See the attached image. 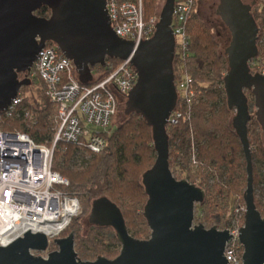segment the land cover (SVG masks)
I'll list each match as a JSON object with an SVG mask.
<instances>
[{
	"label": "water",
	"instance_id": "1",
	"mask_svg": "<svg viewBox=\"0 0 264 264\" xmlns=\"http://www.w3.org/2000/svg\"><path fill=\"white\" fill-rule=\"evenodd\" d=\"M196 1L195 9L207 24L231 39L223 49L228 62L224 89L229 109L236 112L232 124L247 163L245 222L239 228L238 241L243 248L242 264H264V217L255 203L248 132L251 112L246 95V91L253 95L254 116L264 134V75L252 74L249 68V62L259 55V27L252 12L255 2ZM106 5V0H0V114L24 87L32 84L28 76L48 42L74 63L82 85L95 81L98 75H94L93 68L106 67L108 59L130 60L138 78L128 96L111 82L108 88L118 101L117 111L126 101L114 115L113 123L135 113L152 128L156 160L142 179L148 196L143 215L150 237L134 238L121 208L101 197L93 201L82 224L84 230L89 224L115 230L121 243L115 259L80 260L75 232L56 239L57 249L47 258L35 256L31 251H46L49 239L43 233L28 231L9 245L0 246V264H229L225 251L234 235L228 229L194 224L195 207L205 201L206 193L186 179H176L170 168L167 125L178 103L174 72L176 39L171 27L175 0H160L156 32L151 39H140L137 46L132 40L118 37ZM43 7L50 10L48 17L36 14Z\"/></svg>",
	"mask_w": 264,
	"mask_h": 264
},
{
	"label": "trees",
	"instance_id": "2",
	"mask_svg": "<svg viewBox=\"0 0 264 264\" xmlns=\"http://www.w3.org/2000/svg\"><path fill=\"white\" fill-rule=\"evenodd\" d=\"M142 3L144 20L148 21L151 16L159 15L160 0H142ZM258 3L257 1L256 5ZM36 14L48 17L50 10L43 7ZM253 16L255 20L258 19L255 12ZM187 31L189 56L182 70L193 78L196 95L188 111L178 103V110L184 116L167 129L170 138L169 163L171 169L176 168L180 173L176 179L180 180L185 175L192 184L204 189L206 198L200 204L204 212L203 224L206 228H220L223 227L221 225L225 217L230 221L235 216L234 213L229 215L227 204L230 205L231 200L245 203L244 190L247 185V163L241 141L232 124L236 112L229 109L224 89L228 62L223 49L231 39L207 24L197 9L188 19ZM177 60H174L176 77L179 73ZM255 60L264 65V48H260ZM120 64V60L108 59L106 67L93 68L94 75H98L97 78L94 77V82L109 76ZM20 77L23 79L24 75ZM33 87L35 95L31 99L24 97L23 103L18 107V114L11 118L0 114V125L4 129L26 133L38 144H51L58 127L57 109L46 94L44 83L35 77L32 78V84L24 87L22 92L25 94ZM246 95L250 97L252 94L246 91ZM125 102L119 105L118 111ZM249 105L250 112L253 113L251 100ZM26 111L34 121L24 116ZM256 129L259 131L256 132ZM111 130L113 132L107 136L106 148L94 154L83 170H75L68 165L70 157L79 149L76 145L58 142L55 149L53 169L68 180L66 190L82 198V213L72 219L61 237L75 232V249L82 261H94L98 257L113 260L121 251V243L113 228L88 223L89 227L84 230L82 219L89 214L93 201L98 198L107 197L121 208L127 229L134 238L145 240L151 234L143 215L148 196L142 179L156 160L152 128L133 113L124 115L123 120L112 126ZM248 132L252 155L264 166V134L254 114H251ZM63 146L66 147L65 158H68V162L61 165L58 159ZM193 156L195 163H192ZM197 166V172L192 175V169ZM215 172L220 174V178L217 176V182L209 190L206 185L208 177ZM256 182L257 176H254V185ZM255 203L264 217V209L256 198ZM243 219L245 222V215ZM53 249L57 247L53 246ZM241 251L238 248V254L241 255Z\"/></svg>",
	"mask_w": 264,
	"mask_h": 264
},
{
	"label": "built area",
	"instance_id": "3",
	"mask_svg": "<svg viewBox=\"0 0 264 264\" xmlns=\"http://www.w3.org/2000/svg\"><path fill=\"white\" fill-rule=\"evenodd\" d=\"M106 2L113 30L118 37L132 40L137 46L140 39L143 42L154 36L159 16L144 20L142 0ZM196 5V0H175L171 25L179 67L178 77L175 75V87L178 103L187 111L196 95V88L193 78L183 72L182 67L189 56L188 19L196 10ZM252 12L258 18L257 44L260 52V48H264V0L255 5ZM255 59L249 62L251 73L264 75V65ZM129 62L121 61L106 78L82 85L74 63L54 43H46L40 51L29 77H35L45 84L46 94L57 106L58 127L51 144H38L26 133L7 131L0 127V246H7L31 231L43 233L49 239L47 250L31 251L33 255L47 258L50 252L56 250L53 249L54 241L81 213L78 196L66 190L68 180L53 169L56 145L58 142H67L94 154L106 148V136L111 130L118 107L116 96L108 88L109 82L128 96L138 78L137 71ZM23 100L24 96L19 93L1 114L7 118L15 116ZM183 116L176 106L167 129L177 124ZM192 163H195L194 156ZM245 209L246 206L237 212L241 211L244 216ZM230 232L235 237L234 232ZM232 241L227 245L225 257L229 264H242V255H238Z\"/></svg>",
	"mask_w": 264,
	"mask_h": 264
},
{
	"label": "rangeland",
	"instance_id": "4",
	"mask_svg": "<svg viewBox=\"0 0 264 264\" xmlns=\"http://www.w3.org/2000/svg\"><path fill=\"white\" fill-rule=\"evenodd\" d=\"M259 3H261V0L259 1ZM258 3V4H259ZM50 15V14H49ZM159 16V15H158ZM201 16V15H200ZM214 28V26H212ZM29 77V76H28ZM21 78V77H20ZM30 78V77H29ZM31 79V78H30ZM32 80V79H31ZM45 85V84H44ZM45 89H46V86H45ZM21 96H28L29 99H31L34 95H35V88H31L27 91V93H23L22 90H21ZM226 95V93H225ZM49 97V96H48ZM249 100L252 101L253 103V113L251 114H254L255 112V107H254V102H253V95H251L250 97H248ZM23 103V102H22ZM21 103V104H22ZM21 104L19 106H21ZM57 107V106H56ZM26 118H29L31 121H34L33 117L31 114L28 113V111H26L25 115H24ZM8 118H11V117H8ZM115 123H112V126H114ZM111 126V127H112ZM0 127H2V125H0ZM3 128V127H2ZM7 131H15V130H9V129H5ZM259 130L256 129V132H258ZM113 131L110 130L109 131V134L107 136H109ZM23 133V132H22ZM106 136V137H107ZM250 137V136H249ZM263 141H264V137H263ZM61 154H60V157L58 159V162L63 165L65 163H67L68 161V158H65V153H66V147L63 146L60 150ZM100 153V152H99ZM94 155V153L92 152H89V151H84V150H81V149H78L77 152H74L72 157H70L69 159V162H68V165L72 168V169H75V170H83L86 168V166L90 163L91 159H92V156ZM54 156H55V153H54ZM193 158V157H192ZM245 158V156H244ZM197 167H194L192 169V175L195 174V172H197ZM246 169V167H245ZM172 172H173V175L175 177H179L180 176V173L179 171L176 169V168H173L171 169ZM253 172H254V176H257V182L256 184L254 185V193H255V198L257 199V201L260 203L262 209H264V166H262L260 163H258L256 161V159L253 157ZM220 178V174L217 172L215 173H210V176L208 177V182L206 185L209 186V190L212 189V187L215 185V183L217 182L215 179L217 178ZM193 178V177H192ZM191 178V179H192ZM182 179H186V176L184 175V177ZM180 179V180H182ZM245 179H247V172H246V175H245ZM187 180V179H186ZM198 182V180H196ZM190 182V181H189ZM191 183V182H190ZM195 185V184H194ZM246 188H247V185L245 187V190L246 191ZM206 193V192H205ZM79 200H80V203H81V213H82V198L80 196H78ZM228 210H229V215L231 214H235V216L232 217V219L229 221L227 217L224 218V221L222 223L221 226L223 227H220L218 229L220 230H224V229H228L232 232H234L235 234V237L232 241V246H234L237 251H238V248H241L242 251L241 253H243V248L241 246V244L239 243L238 241V230L240 227H242L244 225V219H243V216L241 215V211L240 212H237V210L239 211L240 208L246 206L245 203H239V202H235L233 200H231L230 202V205H228ZM80 213V214H81ZM90 213V212H89ZM205 221L204 219V212L202 211L201 207H200V204H197L196 207H195V221H194V224H203V222ZM204 225V224H203ZM232 248H229L228 250H231ZM240 255V254H238ZM242 255V254H241Z\"/></svg>",
	"mask_w": 264,
	"mask_h": 264
},
{
	"label": "flooded vegetation",
	"instance_id": "5",
	"mask_svg": "<svg viewBox=\"0 0 264 264\" xmlns=\"http://www.w3.org/2000/svg\"><path fill=\"white\" fill-rule=\"evenodd\" d=\"M244 1V3H246V4H252V3H254L255 2V5H256V3H257V0H243ZM254 5V6H255Z\"/></svg>",
	"mask_w": 264,
	"mask_h": 264
}]
</instances>
